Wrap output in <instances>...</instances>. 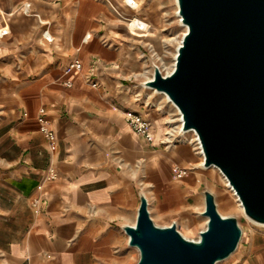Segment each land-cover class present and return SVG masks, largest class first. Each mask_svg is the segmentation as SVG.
Wrapping results in <instances>:
<instances>
[{"label": "crops", "instance_id": "obj_1", "mask_svg": "<svg viewBox=\"0 0 264 264\" xmlns=\"http://www.w3.org/2000/svg\"><path fill=\"white\" fill-rule=\"evenodd\" d=\"M157 4L143 7L156 26ZM143 8L0 0V264H135L123 226L135 223L141 194L162 225L193 226L203 216V190L215 194L203 156L194 140L163 137L165 118L141 88L149 43L128 19L145 20ZM126 110L151 120V141L130 127Z\"/></svg>", "mask_w": 264, "mask_h": 264}, {"label": "water", "instance_id": "obj_2", "mask_svg": "<svg viewBox=\"0 0 264 264\" xmlns=\"http://www.w3.org/2000/svg\"><path fill=\"white\" fill-rule=\"evenodd\" d=\"M187 29L174 65H154L143 84L164 92L181 113V129L197 134L205 167L215 165L245 215L264 224V0H177ZM206 225L197 238L175 222L156 224L144 194L135 223L125 224L135 264H216L237 248L242 228L222 215L205 188Z\"/></svg>", "mask_w": 264, "mask_h": 264}, {"label": "rangeland", "instance_id": "obj_3", "mask_svg": "<svg viewBox=\"0 0 264 264\" xmlns=\"http://www.w3.org/2000/svg\"><path fill=\"white\" fill-rule=\"evenodd\" d=\"M148 0H136L137 5L142 9ZM140 4V5H139ZM158 26L159 33L157 47L154 48L149 44H145L144 58H146V74L141 77L140 84L144 90V98L148 99L150 106L158 108L160 115L167 120H171L169 123L172 126L178 125V114L174 106L167 101L165 96L151 87L145 86L143 81L151 77L154 69V65H158L163 73L169 72L172 69V62L174 60V53L176 47L179 44V39L182 38L184 33V27L179 23L178 17L175 13V3L173 0H158ZM160 54L158 56L155 53ZM149 107V106H148ZM175 137L194 143V137L191 132L180 133L177 127L174 129ZM202 165V164H201ZM202 169L207 177V182L215 191V200L217 203L218 211L223 215H233L238 219V223L242 228V236L240 242L227 258L218 261L216 264H256L257 255L264 251L263 247L259 244L264 242V225L251 222L247 219L244 213L240 212L236 206V200L233 194L228 190L227 186L220 177H217V170L211 166L205 167L202 165ZM153 219V218H152ZM153 221L156 224L162 225L161 222ZM206 225V217L200 216L199 221L193 226L186 224H177V229L188 238H197L199 231Z\"/></svg>", "mask_w": 264, "mask_h": 264}, {"label": "bare ground", "instance_id": "obj_4", "mask_svg": "<svg viewBox=\"0 0 264 264\" xmlns=\"http://www.w3.org/2000/svg\"><path fill=\"white\" fill-rule=\"evenodd\" d=\"M174 3H175V13L178 17V20H179V23L184 27V32L186 31L187 29V26L186 24H184L182 21H181V16L179 15L178 13V4H177V0H173ZM124 2L126 3V0H124ZM127 4V3H126ZM143 11L147 14L146 17H145V20L147 22V25L148 26H151L152 29L149 30V33H148V30H145V32L143 33H140L141 35H145L147 34V36L145 37L146 41L154 48L157 47V44H158V37H159V33H158V30H157V26H156V23L153 19V16H152V13H151V10L150 9H147V8H143ZM135 17H137V14L136 15H132V16H129V19H132V21L129 23V19H128V23L131 27V29H133V24L135 22ZM135 19V20H134ZM134 31V29H133ZM149 34V36H148ZM184 34V33H183ZM88 35H90L89 33L85 34V38H88ZM181 42V39H179V43ZM178 46V45H177ZM176 50H177V47H176ZM155 53L160 56L159 53H157V50H155ZM175 55H176V51L174 53V59H175ZM174 65V60L172 62V67ZM161 69V68H160ZM143 74H146V68L145 70L142 72ZM152 76V75H151ZM161 94H163L165 96V98L167 99V101H169L173 106L174 108L176 109L177 111V114H178V125L177 126H172L170 125V121L171 120H167L166 118L164 119L165 122L164 123H158V127H159V130L161 132V134L163 135V137L171 142V144H179L181 142H183L184 140L181 139H177V137H175V133H174V129L175 127H177L178 131H180V133H186V132H191L193 134V137H194V141L199 149V151L201 152V148L199 146V142H198V139H197V134L196 132L193 130V129H189V130H185L183 131L181 129V113L179 111V109L177 108V106L171 101L169 100V98L167 97V95L164 93V92H159ZM179 146V145H178ZM202 154V152H201ZM211 167L215 168L217 170V177H220L223 182L225 183V185L227 186L228 190L233 194L235 200H236V206H237V209H239L240 212L244 213V210H243V206L237 196V194L235 193V190L232 188V186L228 183L227 179L225 178L224 174L220 171V169L215 166V165H211ZM223 215V214H222ZM245 215V213H244ZM246 216V215H245ZM247 217V216H246ZM248 220H250L251 222H254L252 221L250 218L247 217ZM254 223H257V222H254ZM258 224H261V223H258ZM264 225V224H263Z\"/></svg>", "mask_w": 264, "mask_h": 264}, {"label": "built area", "instance_id": "obj_5", "mask_svg": "<svg viewBox=\"0 0 264 264\" xmlns=\"http://www.w3.org/2000/svg\"><path fill=\"white\" fill-rule=\"evenodd\" d=\"M126 3L130 6H135L137 5L136 0H126ZM24 5V10L27 11L28 10V6L29 3L26 2ZM136 19V20H135ZM135 22L133 24V29L143 33L145 32V30L148 29V25L147 22L140 18V17H135ZM132 21V19H129V23ZM5 30H2L1 32L3 33ZM46 33V32H45ZM74 66H76V68H78L80 66V62L75 59L74 62L72 63ZM41 112H43V109H40ZM39 121H40V128L43 131V133L45 134V136L50 140L53 141L55 139V134L53 132V130L48 127V125L46 124V120L45 118L40 115L39 117ZM125 119L127 121V123L130 125V127L137 132L138 134H140L141 136H143L146 140L151 141L153 139V130H152V124H151V120L144 114L134 111V110H126L125 111ZM186 172V168H176V175L180 176L183 175ZM56 175L55 170L50 169L49 172V176L53 177Z\"/></svg>", "mask_w": 264, "mask_h": 264}]
</instances>
